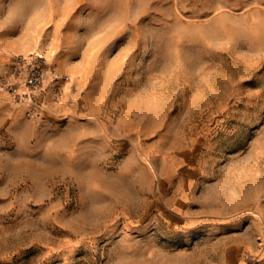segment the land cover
I'll list each match as a JSON object with an SVG mask.
<instances>
[{"label":"rangeland","instance_id":"rangeland-1","mask_svg":"<svg viewBox=\"0 0 264 264\" xmlns=\"http://www.w3.org/2000/svg\"><path fill=\"white\" fill-rule=\"evenodd\" d=\"M0 264H264V0H0Z\"/></svg>","mask_w":264,"mask_h":264},{"label":"built area","instance_id":"built-area-1","mask_svg":"<svg viewBox=\"0 0 264 264\" xmlns=\"http://www.w3.org/2000/svg\"><path fill=\"white\" fill-rule=\"evenodd\" d=\"M68 79L53 62L35 52L12 55L0 64V94L13 104L26 106L29 113L46 95L58 100Z\"/></svg>","mask_w":264,"mask_h":264},{"label":"crops","instance_id":"crops-1","mask_svg":"<svg viewBox=\"0 0 264 264\" xmlns=\"http://www.w3.org/2000/svg\"><path fill=\"white\" fill-rule=\"evenodd\" d=\"M4 60H5L4 57L0 55V64L6 62V61H4Z\"/></svg>","mask_w":264,"mask_h":264}]
</instances>
